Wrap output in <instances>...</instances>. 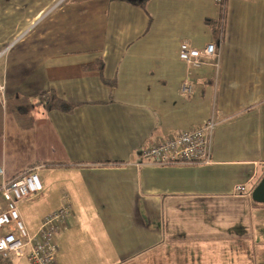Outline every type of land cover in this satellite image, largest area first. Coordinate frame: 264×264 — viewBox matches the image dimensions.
I'll return each instance as SVG.
<instances>
[{
  "label": "crops",
  "instance_id": "crops-1",
  "mask_svg": "<svg viewBox=\"0 0 264 264\" xmlns=\"http://www.w3.org/2000/svg\"><path fill=\"white\" fill-rule=\"evenodd\" d=\"M217 16L215 0H0V185L39 167L28 232L68 202L57 264H264V0H227L221 41ZM182 41L218 56L193 67ZM97 58L113 86L82 68ZM50 88L78 104L47 110ZM210 118L209 163L141 161Z\"/></svg>",
  "mask_w": 264,
  "mask_h": 264
},
{
  "label": "built area",
  "instance_id": "built-area-1",
  "mask_svg": "<svg viewBox=\"0 0 264 264\" xmlns=\"http://www.w3.org/2000/svg\"><path fill=\"white\" fill-rule=\"evenodd\" d=\"M215 1L218 4L219 0ZM216 56L218 52L212 42L201 48L188 41H182L178 46V57L193 67ZM182 89L189 91L190 85L183 83ZM2 90L3 85H0ZM215 126L216 121L210 118L201 125L175 131L156 143L144 146L140 153L141 161L148 164L209 163ZM42 189L38 167L1 183L0 197L5 206L0 210V264H8L12 258L19 257H24L29 264H57L54 236L68 226V202L45 214L33 232L27 231L19 216L18 202ZM233 189L242 193L245 185L238 184Z\"/></svg>",
  "mask_w": 264,
  "mask_h": 264
},
{
  "label": "trees",
  "instance_id": "trees-1",
  "mask_svg": "<svg viewBox=\"0 0 264 264\" xmlns=\"http://www.w3.org/2000/svg\"><path fill=\"white\" fill-rule=\"evenodd\" d=\"M127 3H131L137 6H140L142 8H145L146 3L148 0H119ZM218 16L217 17H211L206 18L205 23L209 26L214 38L218 41H221L224 34V24H225V18H226V10H227V0H219L218 1ZM83 69H96L99 73L101 78L104 80L105 83L113 86L114 80H108L103 77L102 74V68H103V61L101 58H97L92 63H88L82 66ZM41 98L44 101L45 108L47 110L57 109L64 112L71 111L78 103L70 102L62 97H60L57 92L50 88L45 93L40 95ZM25 113L29 110V104L27 106H24ZM18 119V117H17ZM25 127H30V123L28 121H24ZM19 124H21L19 122ZM33 165L30 167L24 169L19 174L27 172L30 168H32Z\"/></svg>",
  "mask_w": 264,
  "mask_h": 264
},
{
  "label": "water",
  "instance_id": "water-1",
  "mask_svg": "<svg viewBox=\"0 0 264 264\" xmlns=\"http://www.w3.org/2000/svg\"><path fill=\"white\" fill-rule=\"evenodd\" d=\"M252 198L257 202H264V177L252 191Z\"/></svg>",
  "mask_w": 264,
  "mask_h": 264
},
{
  "label": "rangeland",
  "instance_id": "rangeland-1",
  "mask_svg": "<svg viewBox=\"0 0 264 264\" xmlns=\"http://www.w3.org/2000/svg\"><path fill=\"white\" fill-rule=\"evenodd\" d=\"M8 264H29V263L26 261L24 257H19V258H12Z\"/></svg>",
  "mask_w": 264,
  "mask_h": 264
}]
</instances>
